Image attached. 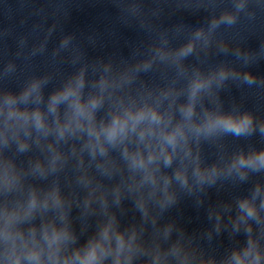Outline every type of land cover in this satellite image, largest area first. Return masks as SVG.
<instances>
[{
	"label": "water",
	"instance_id": "95a60500",
	"mask_svg": "<svg viewBox=\"0 0 264 264\" xmlns=\"http://www.w3.org/2000/svg\"><path fill=\"white\" fill-rule=\"evenodd\" d=\"M0 264H264L148 139L52 0H0Z\"/></svg>",
	"mask_w": 264,
	"mask_h": 264
}]
</instances>
